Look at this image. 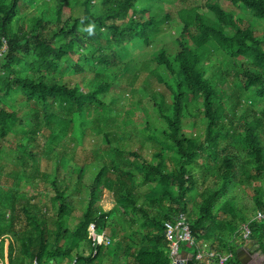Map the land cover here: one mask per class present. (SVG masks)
Instances as JSON below:
<instances>
[{
	"label": "trees",
	"instance_id": "trees-1",
	"mask_svg": "<svg viewBox=\"0 0 264 264\" xmlns=\"http://www.w3.org/2000/svg\"><path fill=\"white\" fill-rule=\"evenodd\" d=\"M224 1L207 0V12L181 7L176 50L157 48L132 68L129 47L149 46L162 16L145 9L153 0H82L78 16V0H0V264H171L163 221L179 213L194 237L181 249L231 251L226 264H240L246 241L264 254V218L252 219L264 210V106L255 107L264 104V0ZM216 51L225 70L207 76L203 60ZM74 55L94 71L88 90L68 78L85 71ZM137 91L152 117L124 129L116 101ZM90 137L104 154L86 149ZM70 142L85 151L82 162L68 155ZM103 190L113 196L109 210L99 204ZM92 222L109 245L93 248Z\"/></svg>",
	"mask_w": 264,
	"mask_h": 264
},
{
	"label": "rangeland",
	"instance_id": "rangeland-1",
	"mask_svg": "<svg viewBox=\"0 0 264 264\" xmlns=\"http://www.w3.org/2000/svg\"><path fill=\"white\" fill-rule=\"evenodd\" d=\"M81 1L82 0H78V4L73 8L72 12H73L74 16L75 15L78 16V15L83 14L84 8L81 4ZM153 1L155 3V4H153L154 7L146 6L145 9L150 10L151 8L156 9V7H157L159 14H160L161 9H162V13H161L162 16L158 21L159 24L154 28V30H153V28L150 30L149 37H150L151 42H150L149 46L144 45L142 42L134 41L135 46L132 47L133 51H131L132 50L131 46L129 47V50L131 52L130 51L128 52V57L125 58V61H127L128 64L132 68H137L138 66H142L143 63H145L147 61L149 54L154 52L157 48L164 46L163 48H165L168 52H174L176 50V42L174 39L178 35H180L181 29H182V22L178 16V10L181 7H184L188 4H194L197 7H199L198 10L200 12H203V11L207 12L206 4H205L207 2V0H192L191 3L188 1L185 3H181L180 0H153ZM220 2H225V1L220 0ZM143 5H146V4H143ZM223 5L226 9L227 8L233 9L235 12H237V13L239 12V10L237 8L230 7L229 5H227V3H224ZM39 9H41V8H39ZM34 12H35L34 9H29L27 15L31 16ZM165 13H167V15L169 14L170 18L168 19L167 22H165V23L163 22V24L160 26V23L163 20L162 17H164L163 14H165ZM74 57L76 59H79L81 61V64H82V62L84 63L83 67H84L85 71L81 77L75 75V76H68V78L71 81V84L77 85L82 90L83 89L88 90L92 84V79L94 77V71H93V69H91V67H89L88 65L85 64V61L83 59H80L81 57L78 58L77 55H74ZM220 59H221V55L219 52L216 51V52H213L212 54H209L208 57L203 60V64H204V67L206 68L207 76H210L213 73V71H216V73H218L217 75H220V71L225 70L224 65L219 66L220 64H222ZM79 60H78V62H79ZM98 71H102V68L98 67ZM214 79H216V77ZM146 81L151 86H155L157 84L156 79L150 74L146 77ZM112 89H118V87L112 86ZM122 95L123 96L116 101V105H117L116 114L117 113L119 114L117 116L118 118H117L116 122L118 123V125L120 127L124 126V129H125L127 127H131V125L133 123L143 122L144 118H142V116L143 117L145 116L146 119H148V118L150 119L152 117L151 115H148V118H147L145 112H146V110H149L150 104L145 100V97H143L144 95H142L139 91L134 92V94H132L130 92H125V93H122ZM139 101H140V103H139ZM263 106H264V104L259 105V106H255V107L257 109H259V108H262ZM15 108L20 110L21 113H25L26 104L23 101L22 102L17 101V103L15 104ZM136 116H138L139 118H142V119H139ZM188 121L190 122L191 120L188 118ZM192 121H194V120H192ZM153 122H154L153 125L157 124L155 120ZM195 123H196V126L200 127L201 129L203 128L204 122L202 120H196ZM139 124L140 123H138L137 125H139ZM196 131H197V129H195V128H193V129L188 128L186 132H187V134H192ZM125 132H126V130H125ZM84 142H85V145L87 146L86 149H89L90 147L92 148V147H94V145H98L99 147L101 146L100 150H98V152L100 154H104L103 151H106L105 150L106 145L100 141H97V139L94 140V137H90ZM82 146L84 147L83 144H82ZM67 153H68V155L76 154V159L78 162H82V160H84V157L86 155L85 151H82L78 145L75 146L72 142H70L68 144ZM92 172L91 171L86 172L85 176L83 177L84 187L81 190L80 199H86L87 198V195H88L87 185L94 176L92 174ZM22 187L24 190H28V185L24 182L22 183ZM234 191H235V192H233L234 195L237 196V198L240 200V202H244L247 200L248 193L243 188L236 187L234 189ZM83 202L84 201L82 200L78 203L77 208L74 211L75 215L81 214ZM99 204L101 205V207L104 210H109L113 206L112 194L107 190H103V192L100 196ZM240 242H241V240L238 237H236V240L234 241L232 246H234L235 244L240 243ZM84 249H86V247H84L83 250ZM189 250H191V249H189Z\"/></svg>",
	"mask_w": 264,
	"mask_h": 264
},
{
	"label": "built area",
	"instance_id": "built-area-1",
	"mask_svg": "<svg viewBox=\"0 0 264 264\" xmlns=\"http://www.w3.org/2000/svg\"><path fill=\"white\" fill-rule=\"evenodd\" d=\"M262 218H264V210L257 209L252 219ZM163 227L164 236L168 240L171 264H179V251L181 245L183 244L188 248H192L194 245V237L190 231L186 214L179 213L173 220H164ZM88 231L90 234H95V241L92 243L93 248L97 247L99 244L109 245L111 243V239L106 233H95V224L93 222L89 223ZM249 233L250 229L248 224H243L242 237L246 239L249 236ZM192 252L193 258H195V260L206 261L210 264H226L230 259L233 258V253L231 251L219 252L215 249L206 247H202ZM69 264H76V259H73Z\"/></svg>",
	"mask_w": 264,
	"mask_h": 264
},
{
	"label": "water",
	"instance_id": "water-1",
	"mask_svg": "<svg viewBox=\"0 0 264 264\" xmlns=\"http://www.w3.org/2000/svg\"><path fill=\"white\" fill-rule=\"evenodd\" d=\"M245 251L249 252V255L245 254ZM257 252V246L253 245V243H247L239 246L236 250V255L238 260L240 261V264H247L248 261H251L253 257L256 255ZM244 253V254H243ZM242 254L244 256H242ZM193 258V253L190 251H180L179 253V264H186L188 260Z\"/></svg>",
	"mask_w": 264,
	"mask_h": 264
},
{
	"label": "crops",
	"instance_id": "crops-1",
	"mask_svg": "<svg viewBox=\"0 0 264 264\" xmlns=\"http://www.w3.org/2000/svg\"><path fill=\"white\" fill-rule=\"evenodd\" d=\"M247 243V241L246 242H244L243 244H246ZM242 244V245H243ZM253 245H256L257 246V252H256V255L253 257V259H255L256 257H259V258H261V259H264V254L261 252V250L259 249V246L257 245V244H254L253 243ZM184 251V250H186V251H190L191 253H193L191 250H189L188 248H186V249H184V248H180V251ZM180 251H179V253H180ZM244 254V253H243ZM242 254V256H244ZM245 254H247V255H249V252L247 251H245ZM238 259V258H237ZM239 261V260H238ZM239 263H240V261H239ZM196 264H210V263H207L206 261H197L196 260Z\"/></svg>",
	"mask_w": 264,
	"mask_h": 264
},
{
	"label": "flooded vegetation",
	"instance_id": "flooded-vegetation-1",
	"mask_svg": "<svg viewBox=\"0 0 264 264\" xmlns=\"http://www.w3.org/2000/svg\"><path fill=\"white\" fill-rule=\"evenodd\" d=\"M247 243H252V242L248 241ZM247 264H264V259L256 257L255 259H252L251 261H248Z\"/></svg>",
	"mask_w": 264,
	"mask_h": 264
},
{
	"label": "clouds",
	"instance_id": "clouds-1",
	"mask_svg": "<svg viewBox=\"0 0 264 264\" xmlns=\"http://www.w3.org/2000/svg\"><path fill=\"white\" fill-rule=\"evenodd\" d=\"M92 31H93V27L90 26L89 29H88L89 34H92Z\"/></svg>",
	"mask_w": 264,
	"mask_h": 264
}]
</instances>
